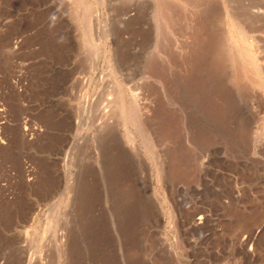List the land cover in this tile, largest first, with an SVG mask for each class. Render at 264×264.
<instances>
[{
	"label": "rangeland",
	"instance_id": "1",
	"mask_svg": "<svg viewBox=\"0 0 264 264\" xmlns=\"http://www.w3.org/2000/svg\"><path fill=\"white\" fill-rule=\"evenodd\" d=\"M169 1L0 0V264H264V0Z\"/></svg>",
	"mask_w": 264,
	"mask_h": 264
},
{
	"label": "bare ground",
	"instance_id": "2",
	"mask_svg": "<svg viewBox=\"0 0 264 264\" xmlns=\"http://www.w3.org/2000/svg\"><path fill=\"white\" fill-rule=\"evenodd\" d=\"M148 1V0H147ZM152 1V0H151ZM158 1V11H159V20L160 21H156V23H159L158 24V39H159V41H158V44H157V49H156V51H155V49H154V52H155V56H154V61H153V68H154V72H155V77H156V79L158 80V81H160L161 82V80L163 79V76L165 75V73L164 72H166V71H169L172 67H174V64H176V66L177 67H179L180 65V63H178V60H180V59H183V57H186L185 55L187 54V50L188 49H190L191 47H192V42L193 41H195V35H196V29H195V31H194V24H193V22H191V21H189L190 23L188 24V27H189V30L191 29V30H193V34H191L192 36H186V33L184 34V36H183V40H180V41H178V42H176V43H174V41H172L170 38H169V36H168V34L169 33H166V31L164 32V30L165 29H163L164 27H163V17L165 18L166 16H164V15H168V16H170V14H173L174 13V11L176 12L177 10H173V8L174 7H172L171 6V2L172 1H169V0H164L163 2H162V0H157ZM176 1V0H175ZM180 1V0H179ZM219 1V0H218ZM176 2H178V1H176ZM187 2V1H186ZM190 2V1H189ZM193 2H199V3H201V2H214V0H193ZM146 3V2H145ZM185 3V2H184ZM183 3V4H184ZM179 4H182V2L180 1L179 2ZM193 4V3H192ZM191 4V5H192ZM198 4V3H197ZM204 3H202V5H203ZM208 4V3H207ZM148 5H150V4H148ZM173 5V4H172ZM175 5V4H174ZM190 5V6H191ZM199 5V4H198ZM176 6V5H175ZM186 6H187V4H186ZM189 6V5H188ZM189 6V8H191ZM200 6V5H199ZM175 9V8H174ZM176 9H179L178 7L176 8ZM183 9H185V7L183 8ZM186 9H187V7H186ZM180 11L182 10V8L181 9H179ZM193 10H195V7H194V9ZM198 10V9H197ZM184 11V10H183ZM178 12V11H177ZM176 12V13H177ZM182 12V11H181ZM185 12H187V11H185ZM246 12V11H245ZM189 13V12H188ZM161 14V15H160ZM180 14V13H179ZM156 15V14H155ZM174 15V14H173ZM166 17V20H168L169 19V17ZM176 16V15H175ZM199 16V15H198ZM180 17V16H179ZM230 18H231V16H229ZM228 17V18H229ZM158 18V17H157ZM172 18L173 17H171L168 21H172ZM174 18H176V17H174ZM178 18V17H177ZM182 19L184 18V17H181ZM188 18V17H187ZM191 18V17H190ZM193 18V17H192ZM178 19H180V18H178ZM185 19L186 18H184L183 20L185 21ZM194 19V18H193ZM238 19V18H237ZM177 20V19H176ZM182 20V21H183ZM189 20V19H188ZM230 20V19H229ZM239 20V19H238ZM165 21V20H164ZM168 21H166V22H168ZM180 21V20H179ZM194 21H196V20H194ZM249 21V20H248ZM177 22H178V20H177ZM185 22H187V21H185ZM230 23H231V21H229ZM234 22V21H233ZM237 22V21H236ZM244 22V21H243ZM183 23V22H182ZM242 23V22H241ZM239 21L237 22V24L235 25L234 23H232L233 25H232V27H228V34H229V37H228V41H227V43H229V47H231V48H233L234 47V49H235V51H236V55H238V57H239V59H240V61H242V63H243V65L244 66H246L247 68H249L250 69V71H251V73H253V75L256 77V85L258 86V87H260L261 89L264 87L263 86V82L260 80V79H262V68H261V65H260V61L258 60L259 58L257 57L258 56V54L256 55L255 54V50L253 51V47H252V42L250 41H248L247 40V38H246V34H248L249 32H247V28H249V26L246 28L245 26H243V23L241 24ZM170 24V23H169ZM168 24V25H169ZM175 24H177V23H175ZM179 24H181V23H179ZM198 23H196V25H197ZM244 24H246L245 22H244ZM165 25H167L166 23H165ZM230 25V24H229ZM249 25V24H248ZM253 25V24H252ZM235 26H237V29H236V27ZM188 27H186L185 26V29L186 28H188ZM100 28V27H99ZM183 28V27H182ZM170 29V28H169ZM101 30V29H100ZM187 31H189L188 29H186ZM99 32V31H98ZM101 32H102V30H101ZM103 32H105V31H103ZM169 32V31H168ZM175 32V31H174ZM177 32V31H176ZM253 32V31H252ZM106 33H107V31H106ZM179 33V32H178ZM178 33H177V35H178ZM182 33V31L180 32V34ZM189 33V32H188ZM198 33V32H197ZM171 34V33H170ZM174 34V33H173ZM183 34V33H182ZM105 35V34H104ZM172 35V34H171ZM198 36H200V34L198 35ZM253 36V35H252ZM251 36V37H252ZM179 36H177V38H178ZM181 37V36H180ZM247 37H250V36H248L247 35ZM179 39V38H178ZM177 39V40H178ZM181 39V38H180ZM198 39H199V37H198ZM175 40H176V38H175ZM176 40V41H177ZM250 40H251V38H250ZM192 41V42H191ZM253 41H254V39H253ZM256 42V41H255ZM257 43V42H256ZM197 44V43H196ZM255 44V43H254ZM255 47H256V45H255ZM254 47V48H255ZM154 48H156V47H154ZM109 53V52H108ZM98 57V56H97ZM99 58V57H98ZM96 59V58H95ZM95 62V61H94ZM183 62V61H182ZM97 63V62H96ZM243 66V67H244ZM245 67V68H246ZM152 68V69H153ZM176 68V67H175ZM178 72V71H177ZM167 75V74H166ZM262 82V83H261ZM262 90H264V89H262ZM263 93H264V91H263ZM136 97V96H135ZM203 97V96H202ZM213 100V99H212ZM123 103V102H122ZM122 103H120V105H123L124 106V104H122ZM208 107H209V109L211 110V113H212V115L214 116H217L216 115V113L215 112H217V104L215 103V102H213V101H210L209 100V103H208V105H207ZM119 107V106H118ZM131 108V107H130ZM121 109V108H120ZM123 109H124V107H123ZM135 109V108H134ZM217 109V110H216ZM132 110V109H131ZM136 110V109H135ZM134 110V111H135ZM104 113H105V111H103ZM102 112V113H103ZM121 113H124V110H123V112H121ZM99 114V113H98ZM104 116V115H103ZM130 116V115H129ZM137 116V115H136ZM136 116H134V117H136ZM102 117V116H101ZM105 119V118H104ZM107 120V119H106ZM105 120V121H106ZM110 120V119H109ZM136 121L138 120V119H135ZM134 120V121H135ZM125 121V120H124ZM132 121V120H131ZM106 122H108V120L106 121ZM111 122V121H110ZM130 122V121H129ZM101 123V122H100ZM136 123V122H135ZM134 123V124H135ZM108 124V123H107ZM136 124H138V123H136ZM109 125V124H108ZM123 126H125L124 127V131H125V133L127 134V135H129L127 132L129 131V129L127 128V123L126 122H124V124H123ZM126 134L124 135V136H126ZM130 135H132V134H130ZM130 136H126V138H127V140H128V138H129ZM133 140V139H132ZM131 140V137H130V141H132ZM130 145H131V150L132 151H135L136 149H137V146H136V143L134 144V142H131L130 143ZM130 150V149H129ZM127 151V150H126ZM131 154H132V152H131ZM133 155V154H132Z\"/></svg>",
	"mask_w": 264,
	"mask_h": 264
}]
</instances>
